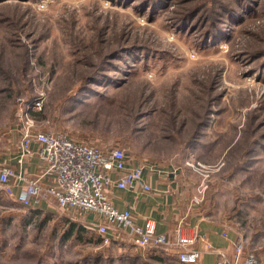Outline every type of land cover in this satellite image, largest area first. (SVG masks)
Returning a JSON list of instances; mask_svg holds the SVG:
<instances>
[{
	"label": "rangeland",
	"instance_id": "1",
	"mask_svg": "<svg viewBox=\"0 0 264 264\" xmlns=\"http://www.w3.org/2000/svg\"><path fill=\"white\" fill-rule=\"evenodd\" d=\"M26 117L189 173L264 264V0H0V165ZM84 214L0 188V264H182Z\"/></svg>",
	"mask_w": 264,
	"mask_h": 264
},
{
	"label": "built area",
	"instance_id": "2",
	"mask_svg": "<svg viewBox=\"0 0 264 264\" xmlns=\"http://www.w3.org/2000/svg\"><path fill=\"white\" fill-rule=\"evenodd\" d=\"M36 144V146H34ZM36 156L43 165L42 177L30 178L22 168L28 157ZM143 163H130L123 147H99L71 139L63 132L36 129L33 120L23 121L14 165H0V188L24 207L56 206L93 213L97 217L87 226L94 228L104 241L124 232L142 249H175L182 264H195L200 251L194 247L203 234L185 235L179 228L174 244L157 233L155 224L146 219L139 224L130 208H118L109 190L150 191L144 179ZM198 202V200H196ZM227 236V233H224ZM233 260L219 253L217 264H263L244 240L233 241Z\"/></svg>",
	"mask_w": 264,
	"mask_h": 264
},
{
	"label": "crops",
	"instance_id": "3",
	"mask_svg": "<svg viewBox=\"0 0 264 264\" xmlns=\"http://www.w3.org/2000/svg\"><path fill=\"white\" fill-rule=\"evenodd\" d=\"M10 160L13 159L9 158L2 164L14 165L15 155L13 163L9 162ZM143 164V177L151 190L143 191L139 187L132 190L111 189L108 193L114 204L120 209L130 208L139 224L151 219L156 232L165 234L171 244H174L179 228L185 235L203 234L205 238L197 240L194 245L200 251L195 264H217L219 253H224L229 260H233V241L237 239V235L226 221L206 214L205 207L198 204L191 175L184 171L177 172L176 169L171 171L157 164ZM22 168L28 177L40 178L45 183L46 178L41 176L43 165L38 157L25 159ZM40 207L46 206L42 204ZM97 217L86 212L82 219L92 222ZM224 233H227V236ZM173 253L176 256L175 249Z\"/></svg>",
	"mask_w": 264,
	"mask_h": 264
},
{
	"label": "trees",
	"instance_id": "4",
	"mask_svg": "<svg viewBox=\"0 0 264 264\" xmlns=\"http://www.w3.org/2000/svg\"><path fill=\"white\" fill-rule=\"evenodd\" d=\"M82 224L77 221H69V227L66 230V235L68 237L76 236L79 233V231L82 230V228L84 229L85 226H83Z\"/></svg>",
	"mask_w": 264,
	"mask_h": 264
}]
</instances>
